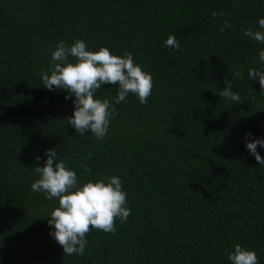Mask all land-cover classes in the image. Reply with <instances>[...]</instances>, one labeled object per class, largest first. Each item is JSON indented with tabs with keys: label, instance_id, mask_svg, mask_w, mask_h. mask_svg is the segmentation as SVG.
Listing matches in <instances>:
<instances>
[{
	"label": "trees",
	"instance_id": "obj_1",
	"mask_svg": "<svg viewBox=\"0 0 264 264\" xmlns=\"http://www.w3.org/2000/svg\"><path fill=\"white\" fill-rule=\"evenodd\" d=\"M260 18L264 0H0V264H231L236 244L264 264V166L246 148L264 138V90L248 75L264 70V44L244 35L264 32ZM77 39L131 52L153 78L147 106L134 94L115 104L118 85H102L95 98L117 112L102 141L68 124L75 97L40 75ZM226 80L240 104L220 96ZM53 148L78 186L116 176L127 193V221L92 229L83 255L50 235L58 200L30 190Z\"/></svg>",
	"mask_w": 264,
	"mask_h": 264
},
{
	"label": "clouds",
	"instance_id": "obj_2",
	"mask_svg": "<svg viewBox=\"0 0 264 264\" xmlns=\"http://www.w3.org/2000/svg\"><path fill=\"white\" fill-rule=\"evenodd\" d=\"M212 17L223 19L224 13L213 12ZM258 24L264 29V18H260ZM231 27L233 25L224 19L221 34ZM244 35L254 42L264 44V32L249 28ZM164 47L178 51L181 46L175 35H169ZM69 57L74 58L75 62L69 61ZM258 58L259 62L264 63V50L259 51ZM40 75L44 88L50 91L54 87L64 90L68 93L66 99L75 97L74 114L67 118L68 124L80 135L90 129L91 138L98 141L107 136L110 120L117 115L113 102L95 98L102 85H118L115 104L126 103L128 95L134 94L142 105L147 106L153 89L151 74L134 63L131 52L114 55L107 47L91 51L80 39L71 46L60 41L52 52L50 68ZM248 75L251 80H258L264 90V70L251 68ZM234 77L242 78L243 73L237 71ZM225 83L227 87L220 91V96L240 104V95L232 90V83L227 80ZM247 135L251 136V133ZM257 145L264 147V138L247 142L246 148L264 166V157L257 151ZM45 154L48 157L45 165L33 169L39 178L31 184L30 190L43 193L49 201L58 200L59 206L49 215L48 224L54 226V232L50 235L62 246L64 255H83L88 243L86 236L92 229L114 234L117 231V218L121 223L127 221L131 215V210L125 206L127 193L122 188L121 179L116 176H105L95 182L89 180L78 186L77 172L69 169L62 160L56 162L58 152L55 148L46 150ZM88 157H92L91 152ZM36 159L39 161L40 157ZM81 167L91 172L87 164L82 163ZM228 260L231 264H259L256 252L240 244L235 245Z\"/></svg>",
	"mask_w": 264,
	"mask_h": 264
}]
</instances>
